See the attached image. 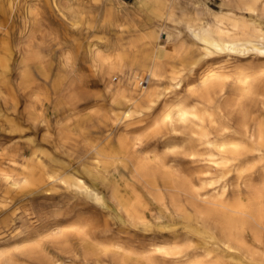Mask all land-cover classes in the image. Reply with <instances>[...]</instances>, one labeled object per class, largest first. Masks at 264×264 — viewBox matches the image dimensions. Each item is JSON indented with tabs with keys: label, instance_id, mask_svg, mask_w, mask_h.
I'll use <instances>...</instances> for the list:
<instances>
[{
	"label": "bare ground",
	"instance_id": "bare-ground-1",
	"mask_svg": "<svg viewBox=\"0 0 264 264\" xmlns=\"http://www.w3.org/2000/svg\"><path fill=\"white\" fill-rule=\"evenodd\" d=\"M111 1L119 8L136 6L138 13L125 14L133 21L139 14L150 21L142 32L134 22H106L115 29L116 45L108 55L94 56L105 75L112 71L120 78L105 84L110 108L97 135L59 129L57 138H42L53 149L34 137L15 143L0 165V191L20 187L32 197L59 194L106 207L103 184L132 224L166 226L173 233L181 224L184 231L150 242L148 253L137 255L106 228L91 237L78 232L75 243L67 229L55 228L46 239L26 238L23 253L38 264H85L92 255L98 264H264V0H220L218 10L206 5L199 16L181 17L193 40L181 53L185 41L176 38L183 29L161 23L167 47L158 44L155 26L163 14L172 19L184 0ZM5 4L0 0V32ZM4 36L0 97L12 113L17 101ZM182 53L184 62L176 67ZM61 86L55 81L53 93ZM145 115L152 117L153 149L135 148L127 131L113 134ZM3 197L5 208L9 197ZM7 210L0 212V226L8 222ZM0 261L17 260L0 251Z\"/></svg>",
	"mask_w": 264,
	"mask_h": 264
},
{
	"label": "rangeland",
	"instance_id": "rangeland-1",
	"mask_svg": "<svg viewBox=\"0 0 264 264\" xmlns=\"http://www.w3.org/2000/svg\"><path fill=\"white\" fill-rule=\"evenodd\" d=\"M184 1L181 6L172 10V19L163 14L155 26L160 33L158 44L167 47L171 43L167 39V30L161 28V23L168 25L167 28L173 31L177 27L183 29L176 38L178 42L185 41L183 47L179 48V53L184 52L193 42L187 34L186 18L182 20L181 17H186L189 13L199 16L206 5L213 10L220 9V0ZM5 3L3 22L6 25L5 29L1 28L0 34L5 35L10 48L11 54L6 57L7 76L15 94L17 111L11 113L6 110L5 99L0 97V165L5 162L4 156L13 150L15 143L25 142L29 137L41 140L51 149L52 145L42 138H57L59 129H81L90 136H96L95 129L99 127L103 114L110 108V97L105 84L118 82L120 78L112 71L105 75L94 56L96 51L108 55L112 46L116 45L115 29L106 22H134L138 32H142L145 23L150 21L145 14H139L136 21H133L125 14L138 13L136 6L126 4V8H117L111 0H5ZM174 36L176 32L171 37ZM180 55L174 61L176 67L184 62L185 56L183 59V53ZM0 56H4L1 51ZM3 68L0 64V71ZM196 70L200 71L201 68ZM55 81L62 82L58 94L53 93ZM3 92L5 95V91ZM151 121V116L135 117L121 124L126 129H114L113 134L127 131L133 139L132 143H136L135 148L153 149L156 138L150 132L153 129ZM16 129L35 130L21 132ZM20 134L24 136L21 137ZM100 189L105 195L108 204L106 207L90 200L88 203L82 199L69 200L59 194H39L32 197L21 193L25 191L24 188L11 191L2 188L0 202L6 194L9 198L5 208L0 203V212L8 209V222L0 226V251L11 253L19 261L13 264H38L23 253L28 244L26 238L33 236L43 240L50 233L56 232L55 228H60L67 229L70 239L75 243L78 241V232L91 237L99 235L106 228L112 236L137 255H141L148 253L150 242L170 240L174 233L181 234L184 231L181 224L175 228L174 233V230L166 226L163 228L153 224L144 229L141 225L139 227L132 224L115 206L107 188L100 184ZM180 238L182 236H178L177 240H182ZM49 250L51 253L55 252L51 246ZM93 256L96 257L92 255L85 264H98ZM0 264H3L2 261Z\"/></svg>",
	"mask_w": 264,
	"mask_h": 264
},
{
	"label": "built area",
	"instance_id": "built-area-1",
	"mask_svg": "<svg viewBox=\"0 0 264 264\" xmlns=\"http://www.w3.org/2000/svg\"><path fill=\"white\" fill-rule=\"evenodd\" d=\"M146 81V78H143L142 80H141V82H145Z\"/></svg>",
	"mask_w": 264,
	"mask_h": 264
}]
</instances>
